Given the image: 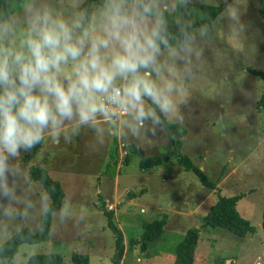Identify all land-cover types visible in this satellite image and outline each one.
<instances>
[{
    "label": "rangeland",
    "instance_id": "rangeland-1",
    "mask_svg": "<svg viewBox=\"0 0 264 264\" xmlns=\"http://www.w3.org/2000/svg\"><path fill=\"white\" fill-rule=\"evenodd\" d=\"M84 1L18 0L14 14L0 25L11 23L19 37L28 26L27 17L31 15L28 8L41 12L47 8L53 18L72 20L79 16V5ZM156 4L162 21L179 26H189L201 18L200 5L221 6L213 21L194 28L186 46L161 48L158 57L163 75L171 79V70L183 89L182 94H174L175 114L166 118L185 127L183 155L216 188L208 190L193 172L170 161L172 147L167 133L157 125L152 126L150 120L135 134L147 135L148 127L160 129L166 142L155 148L132 145L128 138L131 141L134 133L121 122L98 124L101 131L106 130L105 124H110L115 130L111 147L116 150L119 138L123 154L129 153L128 164L122 167L114 168L111 161L97 165V161L91 162L92 156L85 162L82 152L74 150L75 145H66L67 134L60 137V145H53L51 135H47L42 139L44 146L31 162L45 169L63 191L60 208L51 214L49 239L21 245L12 259H0V264H24L32 255L48 253L60 255L65 264H72L70 256L74 253L89 255L90 264H111L115 239L101 209L106 198L125 238L121 264H172L177 243L192 227H197L199 234L195 264H264V229L260 225L264 211V106L257 105L264 80L248 71L264 72V11L261 12L264 0H156ZM102 11L103 7L96 6L93 15ZM16 43L19 44L18 38ZM185 48L190 51H184ZM123 119L130 122V117ZM69 123H72L70 133L94 126H77L68 121L64 124ZM89 128L91 136L95 132ZM98 142L109 144L108 135ZM98 142H94L95 146ZM102 145H98L100 151ZM24 153L21 149L18 156L6 161L11 195L5 197L0 189V246L21 228L28 227L35 233L50 202L41 183L29 179ZM148 157H160L164 163L140 169L138 163ZM45 160L48 166L42 164ZM97 166L111 169L101 172L100 177ZM166 167V175L160 176V170ZM101 186L103 193H98ZM219 195L240 196L236 209L254 227L253 232L238 236L222 226L204 225V215ZM11 206L14 207L11 213L6 214ZM163 214L167 217L160 237L141 248L137 240L144 224L160 219ZM132 241H137L134 246Z\"/></svg>",
    "mask_w": 264,
    "mask_h": 264
},
{
    "label": "clouds",
    "instance_id": "clouds-1",
    "mask_svg": "<svg viewBox=\"0 0 264 264\" xmlns=\"http://www.w3.org/2000/svg\"><path fill=\"white\" fill-rule=\"evenodd\" d=\"M102 7L86 24L83 14L65 20L53 18L47 8H28V26L19 37L11 23L0 25V189L5 197L11 195L6 161L33 148L46 130L58 139L65 121L79 126L117 117L135 134L146 121L161 123L157 109L165 117L175 114L174 94L183 89L171 70V79L163 75L158 61L161 45L168 47L169 41L156 0H109ZM148 130L155 134V128Z\"/></svg>",
    "mask_w": 264,
    "mask_h": 264
},
{
    "label": "trees",
    "instance_id": "trees-1",
    "mask_svg": "<svg viewBox=\"0 0 264 264\" xmlns=\"http://www.w3.org/2000/svg\"><path fill=\"white\" fill-rule=\"evenodd\" d=\"M18 0H0V23L10 18L15 12V4ZM104 0H86L80 5V15L83 14L87 23L88 18L92 15V6L94 4H102ZM203 16L197 19L189 26H179L163 21L164 27L168 34V47H184L194 34V28L203 24L210 23L216 18L221 11V6L203 4L198 6ZM264 11V6L261 7V12ZM161 45V48H168ZM249 72L259 76L264 80V72L248 69ZM257 105L264 106V90L257 101ZM153 107H155L153 105ZM161 123L159 126L163 127L167 133L169 142L171 144L170 158L183 167L185 171L193 172L201 182V184L208 190H214L216 184L210 182L206 175L196 167L191 160L183 155L182 148L184 145L185 127L178 122H171L165 116L159 113ZM42 141L37 143L30 150L25 151L23 160L31 161L42 146ZM160 157H148L140 161V168L147 170L162 164ZM28 176L30 180H35L41 183L43 189L48 193L50 202L47 208L40 216L39 228L35 233L31 232L28 227L21 228L19 232L13 235L8 241L0 246V259H12L19 251V247L23 244L33 245L46 242L49 239L51 214L57 211L61 205V198L63 195L62 188L58 181L53 180L48 172L34 165L28 168ZM240 196L224 197L219 195L216 202L210 207L207 214L204 215V225L222 226L237 234L243 236L246 233L253 232L254 227L243 217L240 216L236 209V203ZM101 209L108 217V226L112 229L115 239L114 254L112 256L111 264H121V260L125 251V238L122 229L116 224L113 219L114 211L108 209L106 202L103 200ZM166 214H163L160 219L154 220L144 224L143 233L138 240L141 243V248L145 249L151 242L156 241L161 233L166 222ZM260 225L264 229V211L261 213ZM199 234L197 227H192L186 230V233L177 243L175 248V260L172 264H195V250L198 244ZM136 241V242H137ZM132 241L131 245L136 244ZM70 260L72 264H90V256L87 254L74 253L71 254ZM24 264H65L60 255L36 254L28 258Z\"/></svg>",
    "mask_w": 264,
    "mask_h": 264
},
{
    "label": "crops",
    "instance_id": "crops-1",
    "mask_svg": "<svg viewBox=\"0 0 264 264\" xmlns=\"http://www.w3.org/2000/svg\"><path fill=\"white\" fill-rule=\"evenodd\" d=\"M105 0H104V2L102 3V4H98V5H96V4H94L93 6L94 7H96V6H99V7H102L103 5H105ZM81 5V4H80ZM80 5H79V7H80ZM94 7H93V9H92V15H93V13H94ZM167 8V7H166ZM104 10V9H103ZM79 15H80V11H79ZM91 15V16H92ZM168 48H172V47H168ZM123 119V118H122ZM97 123H95V124H92V125H94L93 127H91V128H89V129H93V131L95 132L94 134H92L91 136L88 134V128L87 127H85L84 129H82V128H77V129H75L73 132H71L70 133V131H71V128H70V125H72V123L70 124H64V125H62L61 126V128L59 129V131L60 130H64V132L63 133H61L60 132V134H59V138L58 139H53V137H52V135H51V133H50V131H47L46 130V132H45V135H44V137L45 136H47V135H51V139H52V144L53 145H60V137H62V136H64V135H66L65 137H67V139H68V141L66 142V145H72V146H76L75 147V151H77L76 153H79V152H82L81 154L82 155H84V156H81L82 157V159H84V161L86 162V158L87 157H89V156H92L93 157V159H92V163H95L96 161H97V165H98V163L99 162H104V164L106 165V163L108 164V163H110V161L112 162V165L114 166V168L116 167V166H121L122 167V165H125V164H128V159H129V153H128V155H123V150H122V148L120 147V144H121V142H120V139L118 138V141H119V143H118V147L116 148V150H114L112 147H111V139H112V135L115 133L114 131V129H112V127L110 126V124L108 125V124H105V131H101L100 129H98V124L100 123V122H102V123H109V122H106V121H104V120H102V119H100V118H97ZM121 122V121H120ZM119 122V123H120ZM118 123V124H119ZM91 124V123H90ZM152 126H154V125H152ZM151 126V127H152ZM157 126H159V125H157ZM95 127V128H94ZM97 127V128H96ZM161 126H159V128H160ZM150 127H148L147 129H149ZM161 128H163V127H161ZM164 129V128H163ZM119 130H120V128H119ZM98 132V133H97ZM101 132H103L102 133V135H101ZM147 133V135H143V134H133V136L134 137H132V135H131V141H130V139L128 138V141L132 144V145H134V146H136V147H138V148H144L145 146H148V147H150V148H155V147H157V146H159V144H161V143H165L166 141H164V139H163V136L161 135V131H160V129H155V134H153V132L152 131H148V132H146ZM108 135V143L109 144H107L106 146H105V143L102 145V143L101 144H99V142L98 141H101V138L103 137V135ZM96 135H97V137H96ZM167 136V135H166ZM168 138V137H167ZM185 138V136L183 137V139ZM42 141V140H41ZM142 141L144 142V144L142 143ZM168 141H169V139H168ZM72 142V143H71ZM94 142H98L97 143V145L95 146V144H94ZM42 143V146H41V148H40V150L42 149V147L44 146L43 145V141L41 142ZM98 145H102V151H100L99 150V147L100 146H98ZM184 146V145H183ZM95 148H97L96 150H95ZM75 153V155H77ZM89 153V154H88ZM100 156H102V159L100 160ZM35 157V156H34ZM34 157H33V159H34ZM33 159H31V161L33 160ZM168 159V161H169V159L170 158H167ZM31 161H29V162H27L26 161V163L28 164L27 165V171H28V168L31 166V165H33L32 164V162ZM141 161V160H140ZM170 161H174L176 164H178L177 162H176V160H172V159H170ZM163 163H164V161H162V164H160L159 165V167L160 166H162L163 165ZM42 164H45L46 166H48V164H47V161L45 160L44 161V163H42ZM139 164V167H140V162L138 163ZM94 165H96V164H94ZM108 167H103V166H100V167H98L97 166V168H95L96 170L98 169L99 171H96L97 172V174H100L101 172H109V170L111 169H107ZM141 169V168H140ZM105 170H107V171H105ZM161 172V175L160 176H165L166 175V173H167V167L166 168H162L161 170H160ZM100 177H101V174H100ZM117 178V177H116ZM102 183V182H101ZM116 183H117V181H116ZM103 188H102V186H101V188H100V190H99V192L98 193H103ZM127 193H129V192H127ZM115 198V197H114ZM133 198H135V197H133ZM105 199V198H104ZM108 199L109 198H106L105 199V201L106 202H108ZM130 201H131V199H130ZM216 202V201H215ZM5 206H7L6 205V202H5V204H4ZM12 207V206H11ZM196 207H198V206H196ZM14 207H12L11 209H13Z\"/></svg>",
    "mask_w": 264,
    "mask_h": 264
},
{
    "label": "built area",
    "instance_id": "built-area-1",
    "mask_svg": "<svg viewBox=\"0 0 264 264\" xmlns=\"http://www.w3.org/2000/svg\"><path fill=\"white\" fill-rule=\"evenodd\" d=\"M101 119V118H100ZM121 121V118L113 117V121L111 123L118 124ZM124 155V154H123Z\"/></svg>",
    "mask_w": 264,
    "mask_h": 264
}]
</instances>
